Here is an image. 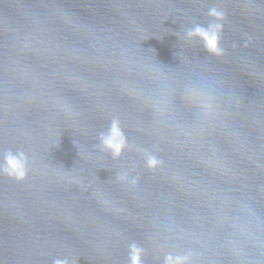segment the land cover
<instances>
[{
    "label": "water",
    "instance_id": "obj_1",
    "mask_svg": "<svg viewBox=\"0 0 264 264\" xmlns=\"http://www.w3.org/2000/svg\"><path fill=\"white\" fill-rule=\"evenodd\" d=\"M212 22L219 55L185 35ZM9 149L0 264H264V0H0Z\"/></svg>",
    "mask_w": 264,
    "mask_h": 264
},
{
    "label": "clouds",
    "instance_id": "obj_2",
    "mask_svg": "<svg viewBox=\"0 0 264 264\" xmlns=\"http://www.w3.org/2000/svg\"><path fill=\"white\" fill-rule=\"evenodd\" d=\"M208 15L218 21L223 18L224 13L212 7L208 9ZM221 29L222 25L216 22L209 23L207 27L197 24L187 29L185 35L189 39L200 38L206 51L219 55L222 52L219 47ZM98 140L97 146L101 151L109 152L113 158L119 157L126 146V137L120 127L119 120L113 118L107 130L99 133ZM28 163V156L24 151L6 150L0 157V174L17 181L23 180L28 173ZM146 163L152 167L157 163V160L155 157L149 156ZM142 253L141 247L135 243L130 244L128 248L129 264H142ZM188 262V255L168 253L163 258V264H188ZM53 264H70V261L67 257L57 258Z\"/></svg>",
    "mask_w": 264,
    "mask_h": 264
}]
</instances>
